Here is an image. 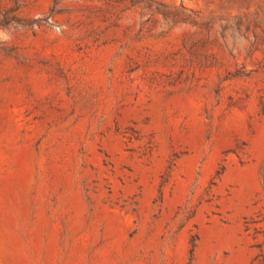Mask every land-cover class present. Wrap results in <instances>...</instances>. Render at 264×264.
<instances>
[{"label": "rangeland", "instance_id": "1", "mask_svg": "<svg viewBox=\"0 0 264 264\" xmlns=\"http://www.w3.org/2000/svg\"><path fill=\"white\" fill-rule=\"evenodd\" d=\"M0 264H264V0H0Z\"/></svg>", "mask_w": 264, "mask_h": 264}]
</instances>
